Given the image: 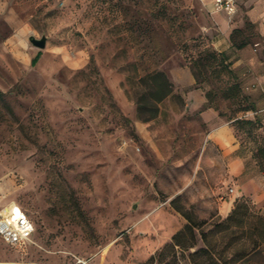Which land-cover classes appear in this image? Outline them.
<instances>
[{
  "label": "rangeland",
  "instance_id": "obj_1",
  "mask_svg": "<svg viewBox=\"0 0 264 264\" xmlns=\"http://www.w3.org/2000/svg\"><path fill=\"white\" fill-rule=\"evenodd\" d=\"M234 1L229 16L210 0H0V209L17 203L35 225L23 248L0 238V264H159L185 213L213 224L216 249L237 234L255 244L233 264H264L255 216L242 224L252 234L222 239L217 224L236 201L264 217V0ZM185 66L205 98L196 109L169 74ZM152 71L172 93L144 120L134 96Z\"/></svg>",
  "mask_w": 264,
  "mask_h": 264
},
{
  "label": "trees",
  "instance_id": "obj_2",
  "mask_svg": "<svg viewBox=\"0 0 264 264\" xmlns=\"http://www.w3.org/2000/svg\"><path fill=\"white\" fill-rule=\"evenodd\" d=\"M245 43L246 42H241L238 47L244 46ZM205 54L206 57H220L219 61L222 64V67H227V63L224 64L225 57L223 54H217L214 51L208 50ZM36 57L37 54L32 58L31 63L35 62ZM140 82L143 86V90L137 93L134 98L139 112L145 113V116H143L144 120H148L155 117L157 114L156 103L171 95L172 84L161 71H152L146 73L140 77ZM206 95L208 96V92H206ZM246 215L255 216L257 222L262 227L259 235L264 237V217L249 212L248 204L242 201H236L227 216L217 223L218 225L222 226L223 230L220 237L223 239L226 234L237 232L239 234H243L245 232L252 234L255 227L248 225V231H246L242 226L244 222V216ZM184 216L187 220L186 223L172 235L171 241L169 243L164 245L156 254L151 256V260L156 261L159 264H178L176 253L177 250H180L181 255L185 258V264H197L195 259L200 254L206 255V259L209 260V264H233L235 261L241 258V256L251 253V251L255 248V244H253L252 248L246 249L243 247L241 236L237 234L232 237L229 236L228 239L223 241L221 247L216 249L215 244L209 239V235L213 229V224L206 222L205 220H196L186 213ZM29 219L32 221L30 217ZM227 230L229 231L227 232ZM197 234L202 240L204 247H196ZM28 243L29 241L26 242L24 246H26ZM228 249H230V253H228Z\"/></svg>",
  "mask_w": 264,
  "mask_h": 264
},
{
  "label": "crops",
  "instance_id": "obj_3",
  "mask_svg": "<svg viewBox=\"0 0 264 264\" xmlns=\"http://www.w3.org/2000/svg\"><path fill=\"white\" fill-rule=\"evenodd\" d=\"M220 43V42H219ZM170 77L177 89L183 91L182 95L186 101V105L190 109H196L201 107L205 98L199 91L192 86L195 83V79L188 67H178L170 71ZM203 117H211L209 121V127L211 129V138L219 146H226L231 143L232 134L229 126L218 116H213L212 111H205L202 113ZM243 171V161L240 157L235 156L231 158L229 162V172L233 175H238ZM236 190V187H234ZM234 190V191H235ZM229 204H224V208L227 209Z\"/></svg>",
  "mask_w": 264,
  "mask_h": 264
},
{
  "label": "built area",
  "instance_id": "obj_4",
  "mask_svg": "<svg viewBox=\"0 0 264 264\" xmlns=\"http://www.w3.org/2000/svg\"><path fill=\"white\" fill-rule=\"evenodd\" d=\"M210 6L213 11H222L229 16L236 12L234 0H210ZM234 190V187L229 188L230 193ZM33 231V222L20 205L12 202L0 209V238L6 245L23 248L31 240Z\"/></svg>",
  "mask_w": 264,
  "mask_h": 264
},
{
  "label": "water",
  "instance_id": "obj_5",
  "mask_svg": "<svg viewBox=\"0 0 264 264\" xmlns=\"http://www.w3.org/2000/svg\"><path fill=\"white\" fill-rule=\"evenodd\" d=\"M29 40L34 46H36L38 48H44L45 42H46V37L41 36L40 38H35V37L31 36L29 38Z\"/></svg>",
  "mask_w": 264,
  "mask_h": 264
}]
</instances>
